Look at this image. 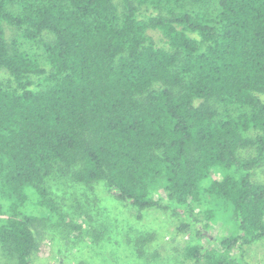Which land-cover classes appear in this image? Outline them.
Segmentation results:
<instances>
[{"label": "trees", "instance_id": "obj_1", "mask_svg": "<svg viewBox=\"0 0 264 264\" xmlns=\"http://www.w3.org/2000/svg\"><path fill=\"white\" fill-rule=\"evenodd\" d=\"M0 71L6 264H32L40 227L79 235L88 217L73 223L57 193L68 182L180 214L193 264H249L264 240L251 177L264 164V0H0Z\"/></svg>", "mask_w": 264, "mask_h": 264}, {"label": "rangeland", "instance_id": "obj_2", "mask_svg": "<svg viewBox=\"0 0 264 264\" xmlns=\"http://www.w3.org/2000/svg\"><path fill=\"white\" fill-rule=\"evenodd\" d=\"M157 48H168V44L158 31L147 33ZM34 88L40 87L38 78H33ZM10 81L5 71H0V82ZM253 132L247 136L252 137ZM251 152L240 151L242 157ZM252 180L264 184V164L252 172ZM63 192H57L64 199V209L72 222L81 223L79 216L88 217L81 223V229L74 232L65 227H40L36 234L37 250L32 264H153L151 253L156 252V264H193L184 256V249L190 242L187 234L178 229L186 219L171 210H149L139 213L108 194L103 182L90 187L68 182ZM161 197L165 198L161 193ZM140 215V219H138ZM199 219H202L200 215ZM54 225V224H53ZM202 227V223L198 225ZM212 228L208 235H213ZM152 236L147 246L139 245L142 238ZM244 259L249 264H264V240L245 249ZM0 264H6L0 255Z\"/></svg>", "mask_w": 264, "mask_h": 264}]
</instances>
